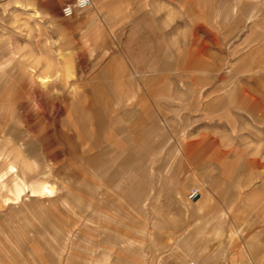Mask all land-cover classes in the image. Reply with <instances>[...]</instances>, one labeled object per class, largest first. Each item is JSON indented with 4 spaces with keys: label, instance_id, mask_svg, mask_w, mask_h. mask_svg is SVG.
<instances>
[{
    "label": "crops",
    "instance_id": "1",
    "mask_svg": "<svg viewBox=\"0 0 264 264\" xmlns=\"http://www.w3.org/2000/svg\"><path fill=\"white\" fill-rule=\"evenodd\" d=\"M234 6L92 0L44 38L39 74L77 77L62 134L79 160L31 198L41 231L0 264H264V19ZM218 34L215 58L203 39Z\"/></svg>",
    "mask_w": 264,
    "mask_h": 264
},
{
    "label": "rangeland",
    "instance_id": "2",
    "mask_svg": "<svg viewBox=\"0 0 264 264\" xmlns=\"http://www.w3.org/2000/svg\"><path fill=\"white\" fill-rule=\"evenodd\" d=\"M29 1L24 4L20 0L0 3V260L3 258L1 254H14V240L24 249L41 231L31 227L33 222L38 227L45 222L40 213L42 210L37 208L41 206L31 204V198L55 196L59 190L51 182H60L62 171H65L61 163L68 160L77 164L79 160L78 156L67 154L62 134L72 128L73 115L76 117L78 92L65 88H74L72 82L77 77L39 74L40 59L44 57L41 52L48 46L43 42L46 41L44 38L49 37L51 41L53 36L70 35L69 29H62L61 23L74 20L79 14L66 18L61 12H33L31 9L37 5ZM212 2L214 10L220 6L225 8V5L237 8L234 4L239 2L257 5L261 12L248 11L246 14H250L251 19L254 15L256 19H264V0ZM224 8L220 18L229 13ZM182 17L184 27L186 21ZM211 37L208 35L203 40L212 46L216 58L220 54L216 42H221L222 37L220 34ZM54 45L50 43L49 47ZM48 51L53 52V49ZM58 53L61 55L62 51L58 50ZM43 77H49V81L42 82ZM37 82L42 85H36ZM65 173L76 174L71 170ZM20 187L25 192L17 200ZM46 187H53L56 192L42 196Z\"/></svg>",
    "mask_w": 264,
    "mask_h": 264
},
{
    "label": "built area",
    "instance_id": "3",
    "mask_svg": "<svg viewBox=\"0 0 264 264\" xmlns=\"http://www.w3.org/2000/svg\"><path fill=\"white\" fill-rule=\"evenodd\" d=\"M9 0H0V3L7 2ZM92 4V0H74L71 3H67L63 9L62 13L65 17L70 18L75 16L79 11H82L88 8ZM200 196V192L198 189H194L190 195V199H196ZM188 264H198L195 260L190 261Z\"/></svg>",
    "mask_w": 264,
    "mask_h": 264
},
{
    "label": "bare ground",
    "instance_id": "4",
    "mask_svg": "<svg viewBox=\"0 0 264 264\" xmlns=\"http://www.w3.org/2000/svg\"><path fill=\"white\" fill-rule=\"evenodd\" d=\"M10 1V0H9ZM1 73V72H0ZM42 79V82H48L49 81V77H43V78H41ZM11 166V165H10ZM11 168V167H10ZM14 168V167H13ZM12 170V169H11ZM17 170V169H16ZM14 171H15V169H14ZM15 173V172H14ZM16 174V173H15ZM12 176V175H11ZM1 179V178H0ZM2 180H3V178H2ZM20 180H21V177H20ZM22 181V180H21ZM5 182V181H4ZM23 182H25V181H23ZM14 183V182H13ZM25 184V183H24ZM5 185V184H4ZM7 185V184H6ZM29 186V185H28ZM16 188V187H15ZM30 188H31V186H30ZM54 188L52 187V188H50V187H46L44 190H42L43 192H42V196H43V194H53L54 193V191L55 190H53ZM31 190V189H30ZM34 189H32V191H33ZM18 192H17V200H20L21 198H22V195L24 194V192H25V189L24 188H19L18 190H17ZM56 192V191H55ZM35 193V191H33V194ZM32 194V193H31ZM32 194V195H33ZM40 194V193H39ZM35 195H37V193L35 194ZM41 195V194H40ZM50 195H48V196H50ZM14 198H16V197H14ZM16 200V201H17ZM8 201V200H7ZM10 201V200H9ZM14 201V200H13ZM15 202V201H14Z\"/></svg>",
    "mask_w": 264,
    "mask_h": 264
}]
</instances>
